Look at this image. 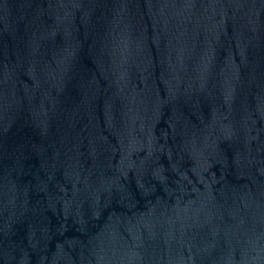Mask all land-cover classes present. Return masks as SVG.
<instances>
[{"label": "water", "instance_id": "obj_1", "mask_svg": "<svg viewBox=\"0 0 264 264\" xmlns=\"http://www.w3.org/2000/svg\"><path fill=\"white\" fill-rule=\"evenodd\" d=\"M0 264H264V0H0Z\"/></svg>", "mask_w": 264, "mask_h": 264}]
</instances>
